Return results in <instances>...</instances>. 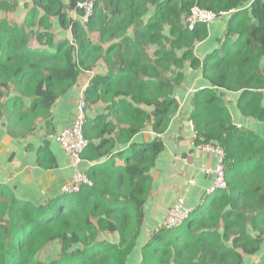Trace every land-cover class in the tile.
<instances>
[{
  "label": "trees",
  "instance_id": "trees-1",
  "mask_svg": "<svg viewBox=\"0 0 264 264\" xmlns=\"http://www.w3.org/2000/svg\"><path fill=\"white\" fill-rule=\"evenodd\" d=\"M78 1L31 0L21 25L0 21V117L7 120V133L33 132L35 120L46 119L80 73L102 59L108 72L91 79L84 99L87 105L107 104L119 127L115 138L104 139L115 130L108 115L86 121L83 135L89 143L82 158L110 155L116 142H130L147 123L160 136L177 110L173 93L188 63L211 84L192 97L195 142L223 150L226 188L206 195L181 226L153 231L141 247L139 264H243L244 255L259 254L264 240V139L233 124L219 90L239 92L242 115L264 121L259 68L264 0H96L85 24L68 16ZM194 6L232 11L219 49L202 60L193 48L207 38V25L189 29L186 24ZM14 9V3L0 0V11ZM52 17L71 31V41L54 42ZM91 32L99 34L98 44L89 40ZM31 40L43 49L32 48ZM150 47L151 56L146 51ZM11 91L17 95L10 97ZM23 97L31 100L28 108ZM141 105L154 110L148 114ZM47 147L38 153L42 165ZM162 151L158 137L149 144H129L122 169L112 160L95 166L90 186L39 206L0 186V264H127L144 221L149 172ZM99 232L117 233L120 241H98ZM255 264H264V255Z\"/></svg>",
  "mask_w": 264,
  "mask_h": 264
},
{
  "label": "crops",
  "instance_id": "crops-1",
  "mask_svg": "<svg viewBox=\"0 0 264 264\" xmlns=\"http://www.w3.org/2000/svg\"><path fill=\"white\" fill-rule=\"evenodd\" d=\"M14 3L13 11H0V21L7 20L10 23L21 25L27 14L25 5L32 6L31 0H5ZM64 5H68L69 0H62ZM250 2L246 3L242 9L248 8ZM40 16L43 12H39ZM232 12L215 19L207 25L208 36L202 42L195 44L193 53L199 60L218 50L219 42L225 33L228 19ZM69 18L85 24L82 16L77 11L68 12ZM51 33L54 42L61 40H72L71 31L60 27L58 18L50 19ZM88 38L93 44L99 43V34L96 32L88 33ZM32 48L39 47L34 40H31ZM105 46L104 52L106 48ZM43 49V48H42ZM151 56L154 47L147 50ZM261 73L264 75V57L259 63ZM108 68L102 59L98 60L90 71L80 73L76 84L62 97L58 98L50 109V115L46 119L37 118L34 130L26 135H18L16 129L7 133V120L4 116L0 117V186H6L20 201L30 202L39 206L48 200L62 194L64 186L73 183V175L77 169L82 174L89 177L93 168L98 165L107 164L112 160L113 164L122 169L125 166L123 153L128 149L129 144L144 145L153 142L157 137L162 140L163 151L158 155L153 168L149 174L151 177V188L146 202L143 206L144 221L142 229L137 239L136 247L129 255L127 264H139L141 259V247L148 241L153 231L162 226L163 220L169 210L179 197H183L186 207L194 210L206 197V190L212 185L213 176L206 175L201 170L202 164L214 165L216 158L203 153L196 144V136L193 123L190 119L192 111V97L195 92L211 88L208 80L204 79L200 69L193 70L188 63L184 64L182 73L184 79L174 89V99L178 107L170 118L166 131L158 136L154 133L151 123L136 134L130 142H116L110 155L99 159H84L75 167L72 159L62 149L57 140L61 131L71 125L75 119L77 105L90 84L91 79L96 76H104ZM225 106L229 109L233 124L241 129L251 131L264 139V121H257L252 117L242 115L238 109L239 92L219 90ZM17 94L11 91L9 96L15 97ZM6 97L1 99L4 102ZM24 106L28 108L31 104L29 98H22ZM261 105L264 108V91H262ZM142 110L151 114L154 108L149 106H139ZM100 115H108L107 122L112 123L115 130L111 134L104 135V139L115 138L118 125L108 111V105L97 102L87 105L86 121H93ZM120 128H123L121 126ZM101 139L94 140L92 144L99 146ZM48 147L45 160L38 162V153L44 145ZM43 156V157H44ZM41 157V158H43ZM54 161L51 167L48 162ZM46 166V167H45ZM193 180L189 185L188 181ZM251 233V230H250ZM98 241H108L118 244L120 238L117 233L99 232ZM50 250V249H49ZM260 252V253H259ZM259 254L254 256H243V264H255L264 255V240L261 244Z\"/></svg>",
  "mask_w": 264,
  "mask_h": 264
},
{
  "label": "built area",
  "instance_id": "built-area-1",
  "mask_svg": "<svg viewBox=\"0 0 264 264\" xmlns=\"http://www.w3.org/2000/svg\"><path fill=\"white\" fill-rule=\"evenodd\" d=\"M96 0H82L76 3L75 10L82 12V18L84 23L88 20L89 16L92 15L94 9V3ZM232 12V11H231ZM226 13H215L206 9L194 6L191 9L189 16L186 19V24L189 29H192L195 24L202 23L208 25L214 21L220 15ZM86 110L87 104L84 98H81L77 105V112L75 119L71 125L61 131L57 136V140L60 143L62 149L72 159L73 165L76 167L82 160V153L88 146V140L83 135V126L86 122ZM196 136V133H195ZM198 148L203 153H209L213 155L217 160L214 165L202 164L201 170L206 175L213 176L212 185L207 188L206 195H211L216 190L225 189V167H224V152L223 150L213 143H201ZM189 185H192L193 180L188 181ZM90 186L91 181L87 176L81 173L76 168L73 175V183L71 185L64 186L62 193H76L79 191L80 186ZM191 209L186 207L183 197H179L175 204L169 208L162 227L165 229H175L181 226L190 216Z\"/></svg>",
  "mask_w": 264,
  "mask_h": 264
},
{
  "label": "rangeland",
  "instance_id": "rangeland-1",
  "mask_svg": "<svg viewBox=\"0 0 264 264\" xmlns=\"http://www.w3.org/2000/svg\"><path fill=\"white\" fill-rule=\"evenodd\" d=\"M27 10V9H26ZM225 15V14H224ZM224 15H220L219 17H217L218 19H221L222 18V16H224ZM57 18V17H56ZM216 18V19H217ZM83 19V18H82ZM59 21V20H58ZM60 24V23H59ZM61 27V26H60ZM62 28V27H61ZM63 29V28H62ZM64 30H68V29H64Z\"/></svg>",
  "mask_w": 264,
  "mask_h": 264
}]
</instances>
